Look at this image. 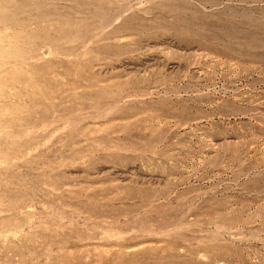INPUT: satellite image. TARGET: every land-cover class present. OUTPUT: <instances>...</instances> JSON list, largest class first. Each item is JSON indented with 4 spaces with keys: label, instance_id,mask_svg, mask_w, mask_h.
Listing matches in <instances>:
<instances>
[{
    "label": "rangeland",
    "instance_id": "374dc122",
    "mask_svg": "<svg viewBox=\"0 0 264 264\" xmlns=\"http://www.w3.org/2000/svg\"><path fill=\"white\" fill-rule=\"evenodd\" d=\"M0 264H264V0H0Z\"/></svg>",
    "mask_w": 264,
    "mask_h": 264
}]
</instances>
